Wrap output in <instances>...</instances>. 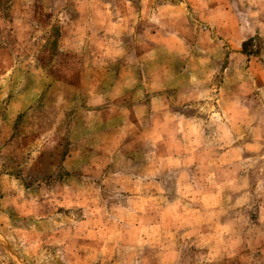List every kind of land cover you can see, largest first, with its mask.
<instances>
[{"label":"rangeland","instance_id":"rangeland-1","mask_svg":"<svg viewBox=\"0 0 264 264\" xmlns=\"http://www.w3.org/2000/svg\"><path fill=\"white\" fill-rule=\"evenodd\" d=\"M0 264H264V0H0Z\"/></svg>","mask_w":264,"mask_h":264},{"label":"crops","instance_id":"crops-1","mask_svg":"<svg viewBox=\"0 0 264 264\" xmlns=\"http://www.w3.org/2000/svg\"><path fill=\"white\" fill-rule=\"evenodd\" d=\"M150 1H152V2H153V1H155V0H150Z\"/></svg>","mask_w":264,"mask_h":264}]
</instances>
